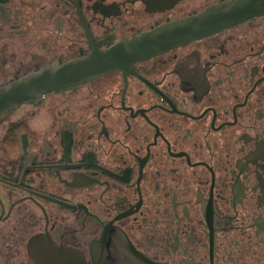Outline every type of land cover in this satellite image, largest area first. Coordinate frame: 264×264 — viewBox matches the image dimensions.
Returning a JSON list of instances; mask_svg holds the SVG:
<instances>
[{
  "label": "flooded vegetation",
  "instance_id": "flooded-vegetation-1",
  "mask_svg": "<svg viewBox=\"0 0 264 264\" xmlns=\"http://www.w3.org/2000/svg\"><path fill=\"white\" fill-rule=\"evenodd\" d=\"M88 57L0 116V264H264V0H0V84Z\"/></svg>",
  "mask_w": 264,
  "mask_h": 264
},
{
  "label": "water",
  "instance_id": "water-1",
  "mask_svg": "<svg viewBox=\"0 0 264 264\" xmlns=\"http://www.w3.org/2000/svg\"><path fill=\"white\" fill-rule=\"evenodd\" d=\"M105 69L92 57L60 66H47L23 78L0 84V116L24 102L39 100L47 91H63L96 76Z\"/></svg>",
  "mask_w": 264,
  "mask_h": 264
}]
</instances>
